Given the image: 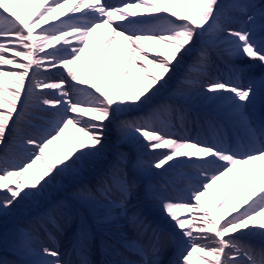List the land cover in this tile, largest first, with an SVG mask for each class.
<instances>
[{
  "label": "snow or ice",
  "instance_id": "6c2138e0",
  "mask_svg": "<svg viewBox=\"0 0 264 264\" xmlns=\"http://www.w3.org/2000/svg\"><path fill=\"white\" fill-rule=\"evenodd\" d=\"M222 45L233 61L227 79L212 75V53ZM245 59L252 63L236 62ZM194 97L233 121L236 138L209 118L213 142L181 134L200 120ZM36 112L47 119L21 135L19 125ZM110 125L111 161L94 186L72 194L98 227L112 229L103 264H264V0H0V216L42 196L57 177L81 175L86 161L104 159ZM125 144L156 155L146 162ZM182 165L194 172L186 195L142 186L153 169ZM141 187L168 228L130 212ZM65 207L59 202L18 227L12 241L0 236V249L16 257L0 264H92L83 223L71 250L60 251L55 213ZM252 237L260 243L245 239Z\"/></svg>",
  "mask_w": 264,
  "mask_h": 264
},
{
  "label": "bare ground",
  "instance_id": "6f19581e",
  "mask_svg": "<svg viewBox=\"0 0 264 264\" xmlns=\"http://www.w3.org/2000/svg\"><path fill=\"white\" fill-rule=\"evenodd\" d=\"M138 11H143V10L141 9V10H138ZM165 15H167V14H165ZM38 28H39V26H37V29H34V31L38 30ZM225 47H227V46L226 45H222L221 48L220 49H217V50L218 51H223L222 49L225 48ZM245 62H246V64L252 63V61H249V60H246ZM4 67L7 68V67H10V66H4ZM177 75H179V73ZM175 85H176V80L174 78L172 81H170V87H174ZM165 95H167L166 92H165ZM189 103H190V106H192L193 104H196L197 106L199 105V107H201L202 109L203 108H207V110L209 111V118L210 119H213L217 115H222L221 113L218 112V109H217V106L216 105L207 102V106H204V105L200 104L201 103V99L199 100L198 97H194L192 99V101H190ZM46 115H48V114L46 113ZM35 131H36V129H34L31 132H29V134H33ZM20 133H21V131H20ZM106 135H107V140L105 141V143L107 145V149H106V156H105L104 159H100V160H96V161H86L85 164H84V170H83L82 174L79 175V176H72V175H69V174H66L64 176H61L62 179L65 180V181H70L71 180L72 182H75V181L76 182H79L77 186H75V184H73V183H71V184H69V185L66 186L67 190L64 193L67 194L66 196H68L69 198H72L73 199L72 194L81 185H83V184L91 185L92 183L95 185V180H93L91 178L89 179L88 177H91L93 175V173L95 172V170L98 167H105L106 168L107 165H108V163L111 161L112 152L115 150L114 149L115 148V142H116V139H117L116 132L112 128L111 125L109 126V130H108V132H107ZM124 146L130 147L133 151L136 152V154L139 153V155H141L142 158L146 162H151L153 160L154 156L156 155V153H150V152H148L145 148H143L140 145H136L135 147L132 146V145H128V144L122 145V147H124ZM0 154H3V153H0ZM183 169L184 168H182V166L174 167V168H172V169H170L168 171H165L164 168H161V169H153L147 177H150V176H153V175H157L158 174V177H165L168 180L176 181V179L174 178L175 177L174 174H176V173L185 174V175L190 176V177H192V175H194V172H193V170L191 168H189L188 170L184 169V171H186V173H183V171H182ZM87 179H89V180H87ZM227 181H228V177H225V178H223L219 182V185H220L219 192L220 193H221V191L223 192V189L226 186ZM144 183L147 184L146 181H143V184ZM157 183L158 182L155 181V182H153L151 184L154 185V187L156 188L157 191H161L162 189L160 187H158ZM57 187L58 186L54 183L51 187H49L48 189L45 190V192H44V194L42 196L35 197L32 200L37 201V203H39L45 196H48L49 193H52L53 190L54 191L58 190ZM239 190H240V185H239V181H238L237 182V189H236V191H239ZM210 192L213 195V198L215 199L216 198V195H217V192H218V189L216 188V186H214L210 190ZM60 194H62V193H60ZM142 194H143V187L141 188V190L138 193V195L135 194V195H137V197L132 198V200L130 201V205H129L130 212L138 211V206L137 205H138V202L140 201V198L142 197ZM32 200H30V201H32ZM73 200H76V199H73ZM23 203L24 202H22L21 204H23ZM232 203H233V197L230 196L229 197V203H228V205H226V207L231 208L232 207ZM77 204H78V202H77ZM43 205H44L43 210L42 209H39L37 207H32V209H30V212H29L30 215L26 218L27 219L26 222H23V223H21V225H16V226L17 227H25V226H27L29 224V222L33 218L38 217L41 212H44L45 213L46 211H48L49 209H53V207H54V206H51L50 202H48V203L45 202ZM153 209H154V212L156 214H158L160 217H162V214L160 213V211H159V209L157 207H155L153 205ZM223 212H224V209L221 210V215L223 214ZM14 213H15V207H13L12 209L9 210V214L7 216H3L1 218L0 224H3L4 222H7V221L12 220V218L14 216ZM55 214H56V217H57L59 223L64 222V221H67L68 222L70 220V217L72 218V215H69V214H68L69 216L66 217L67 214H65V211L64 210L63 211L62 210H57ZM68 223H71V221L68 222ZM120 223L122 225V230L129 237H131V233H132L131 231H133L132 228H131V226H129L127 224V222L124 221V220H122ZM81 224H82V222L79 223V226ZM94 224H96V223H94ZM69 225L70 224H67V226H69ZM97 228L99 229L98 230L99 231V237H101L100 236V232H101V234H103V233L110 234L111 231H112V229H111L110 226H103V227H97ZM40 235H41V238L44 239V233L41 232ZM245 239H250V242L253 243V244H259L260 243V238L259 237H252V238H245ZM109 241L110 240H105L104 239L103 240V245H102V251L99 250V252H98L97 246H96V243H95V240L92 239L91 253H90V259L92 261V264H94V261L98 258V255L105 254L104 244H105V242H109ZM97 243H98V241H97ZM0 250H3V249H0ZM66 252H69V249L68 250H67V248H62L61 249V253H66ZM64 258L65 259H68L69 257L68 256H65ZM71 259L73 261H76L75 253H72ZM193 259L196 260L195 255L193 256ZM196 264H200V262L197 260L196 261Z\"/></svg>",
  "mask_w": 264,
  "mask_h": 264
},
{
  "label": "rangeland",
  "instance_id": "374dc122",
  "mask_svg": "<svg viewBox=\"0 0 264 264\" xmlns=\"http://www.w3.org/2000/svg\"><path fill=\"white\" fill-rule=\"evenodd\" d=\"M34 115L36 117H39V118L26 117L25 121H23L19 125L21 135H29V133L27 131L33 130L36 126L43 124L44 120L47 119L45 112H36V113H34ZM121 148L125 152L129 151V150H127V148H128L127 146H124V147L121 146ZM103 168L104 167H98L95 170V172L93 173V175L91 177H88V178L95 180L96 176L103 170ZM89 179H87V180H89ZM71 183H73V184H75V186H77L79 182H76V181L72 182L71 180L65 181L62 179L61 176L57 177V181L55 182V184L58 186L57 187L58 190H56V191L53 190L52 193H49L50 195L48 194V196H45L39 202L40 204L37 203V201L32 200V201H25L23 204L16 205L15 206V213H14L12 220L4 222L3 224H0V236L6 237L9 241H12L15 238V230L18 228L16 225H21V223L26 222V220H27L26 218L30 215L29 212H30V209H32V207H37V208L43 210V208H44L43 204L45 202H47V203L50 202L51 206H55L59 202H66L68 207L62 208L61 210L65 211V214H67L66 217H68L69 215H72V218L70 217V220L68 221V222L71 221V223L64 221V222H61L60 225L62 226V229H63L62 230L63 235L65 234V230H69V236H67V238L70 240V236L72 233L71 224L74 225L75 222L77 224L82 222L85 225H88V222H89L88 219L90 217L89 214H91V213L94 214L93 210L88 205L83 204L77 200H73L72 198H69L68 196H66L67 194L64 193L67 190L66 186L71 184ZM91 185L94 186L93 183ZM60 193H62V194H60ZM77 202H78V204H77ZM42 214H44V212H41L39 214V216H41ZM2 217L3 216H0V220ZM85 217H86V219H85ZM67 224H70V226H67ZM0 257H6L9 261L16 259V257L13 255L11 248H8L6 250H4V249L0 250Z\"/></svg>",
  "mask_w": 264,
  "mask_h": 264
}]
</instances>
